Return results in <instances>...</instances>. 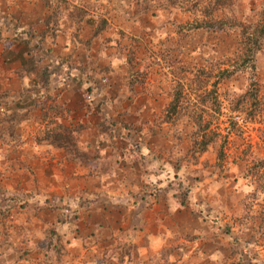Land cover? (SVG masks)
Here are the masks:
<instances>
[{
  "label": "rangeland",
  "instance_id": "obj_1",
  "mask_svg": "<svg viewBox=\"0 0 264 264\" xmlns=\"http://www.w3.org/2000/svg\"><path fill=\"white\" fill-rule=\"evenodd\" d=\"M45 1L75 41L26 59L17 105L0 90V132L24 117L26 144L64 143L1 151L0 264H264V0ZM129 146L150 156L133 183L92 196L112 163L91 154Z\"/></svg>",
  "mask_w": 264,
  "mask_h": 264
},
{
  "label": "crops",
  "instance_id": "obj_2",
  "mask_svg": "<svg viewBox=\"0 0 264 264\" xmlns=\"http://www.w3.org/2000/svg\"><path fill=\"white\" fill-rule=\"evenodd\" d=\"M46 4L48 5L45 0H0V90L2 89L3 92L7 94L6 102L8 105L11 103L13 105H17L20 100H22V96L24 95L25 90L31 87V85L29 84L26 85V80L30 82L33 81L34 72L32 70L26 69L28 66V60H26L27 58H31L33 55H40V49L42 48L43 51L45 43H49L50 40L51 43L54 45L56 44V46L58 40L63 42V38L66 40V42L75 41L72 39V32H64L61 29L60 20L58 22L57 29L53 32L52 29L48 27L52 25L51 22L48 23V20L42 22L43 17L39 16L41 14L33 13V11H35L34 8L36 9L37 6L39 9H43L44 11L45 9H48ZM27 10L29 11V14ZM67 11L70 12V10ZM69 12V18L70 20H72L73 17ZM72 21L75 22L74 19ZM39 26L42 27L41 30L38 29ZM38 39L40 40V42L37 43L39 48L35 44ZM51 50L52 49H49L48 53H52L53 51L51 52ZM41 54L43 53L41 52ZM33 122L34 121L31 119H27L22 124L17 126V129H15L16 131H14L13 134L4 132V134H2L0 137V153L4 149V147H8L13 150L14 148H22L23 146H31L35 147V149L45 148L52 149L53 151H58V149L60 148L46 141L38 143L33 142L32 144V141H30V143L26 144L27 142L25 136L27 135V128H25V126L27 124L31 125ZM4 140L6 141V143ZM101 153L104 156L102 157V159L104 161L109 160L110 163H112V168L115 167V170H118L117 173L119 172L122 177L119 176L120 179H117V175L113 171L106 172L104 168H100V170H97V172L94 173V179L99 182L100 189H98L97 192H93L92 196H105L106 191L104 190V188H107L111 184L117 185V183L130 185L131 182L133 183L134 179V170H132L134 169L133 164H126L125 162V164L120 167V164H117V161H115V157H113V155L115 154V151L113 149L106 150V152L101 151ZM60 161H62L61 157ZM42 167L43 170L41 169L42 171L40 172L42 178L45 180L49 179V177L52 176V172H50V170L46 168V165ZM23 169L25 168L23 167ZM11 170L14 171V167H7V170L5 169V171H7L8 173H10ZM52 170L55 171L54 175L55 180L57 181V183H55L56 186L58 185L59 181L63 183V181L66 180V178L64 177V175H66L65 173L63 174V172L56 171L57 165H55ZM15 172L16 171H14V173ZM77 173L85 174V172ZM139 181H142L141 177H139ZM50 183H52V180L49 182V184ZM58 187H61V184ZM18 193L23 194L24 192L19 191ZM87 194L89 195L88 191ZM37 195L38 191H34V194L30 195L25 194V196H35V200L38 199L36 198ZM27 201H30V198H27L26 201L23 202V204H26ZM95 204L96 201H90L86 204V206L88 208H94L96 207Z\"/></svg>",
  "mask_w": 264,
  "mask_h": 264
},
{
  "label": "trees",
  "instance_id": "obj_3",
  "mask_svg": "<svg viewBox=\"0 0 264 264\" xmlns=\"http://www.w3.org/2000/svg\"><path fill=\"white\" fill-rule=\"evenodd\" d=\"M260 34L264 36V26L261 28L260 30ZM29 63V61H28ZM30 64V63H29ZM29 67V66H27ZM28 70H31V69H28ZM93 67H90L89 68V71H87L85 73V69L82 70V74L80 76V79H79V82L82 83V84H85V85H91L93 88L95 87V83H93ZM133 90V89H132ZM180 101H181V97L180 95L176 96L174 99H173V102L171 103L170 107H169V110H168V113L170 116L172 115H175L179 108H180ZM43 103V101H42ZM40 105H43V104H40ZM169 116V117H170ZM11 118V116H10ZM13 118H11L10 120H12ZM27 119L22 117L20 120H18L16 123H15V127H14V130L17 128V126H19L20 124H22L24 121H26ZM13 130V131H14ZM58 130L59 132H55L57 131V129L54 131V133L52 134L51 133V137L50 136H47V142L50 143V144H53L54 146L58 147V148H62V145L64 142H63V135L61 134V127L59 126L58 127ZM13 131H9L7 130V132H10V133H13ZM5 131L3 130L2 132H0V137L1 135L4 133ZM210 143V140H207V141H202L201 142V148H203L202 151H205V147H207V145H209ZM115 151V154L113 155V157H115V161H117V164L118 163V160H119V155L121 156L122 159L125 160L126 164H138V166L140 165L142 167V163L143 165L148 161V159L150 158V156L148 154H146L144 151H135L131 146H129L128 148L124 149V150H118V149H113ZM93 155L94 159H98L99 161H101L102 157H104L103 155H100L99 158H97L95 156V154H91ZM102 161H104L102 159ZM109 162V161H108ZM106 172H111V170H113L112 168H108L106 170V168L104 169ZM139 194H141V191L139 192ZM29 202V201H27ZM26 202V203H27ZM25 205V204H24ZM55 247H56V250L59 252L61 251V247H59V245L55 244ZM58 256H59V260L61 259L60 258V253H58ZM58 260V261H59Z\"/></svg>",
  "mask_w": 264,
  "mask_h": 264
}]
</instances>
